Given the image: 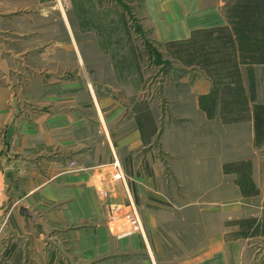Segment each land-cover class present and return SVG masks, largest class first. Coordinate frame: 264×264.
<instances>
[{
  "label": "crops",
  "instance_id": "crops-1",
  "mask_svg": "<svg viewBox=\"0 0 264 264\" xmlns=\"http://www.w3.org/2000/svg\"><path fill=\"white\" fill-rule=\"evenodd\" d=\"M227 2L30 0L10 21L0 0V49L11 33L15 53L0 56V264H151L137 260L138 235L109 226L91 184L114 161L129 208L153 230V264L172 255L158 232L166 210L200 242L184 264H264L246 226L252 208L264 212V64L241 67L249 107L230 122L200 66L147 76L134 48L133 21L165 46L230 26ZM238 219L244 228L229 230Z\"/></svg>",
  "mask_w": 264,
  "mask_h": 264
},
{
  "label": "rangeland",
  "instance_id": "rangeland-1",
  "mask_svg": "<svg viewBox=\"0 0 264 264\" xmlns=\"http://www.w3.org/2000/svg\"><path fill=\"white\" fill-rule=\"evenodd\" d=\"M29 1L30 0H6L7 19L11 21L13 20V16L20 14L19 11L15 10H25L29 8ZM233 1L234 0H228L226 9ZM132 18L133 17H131V20L133 21ZM132 24L135 27V36H137L139 39V41L134 45V48L139 51V54H141L143 58V67L146 70L147 76H182L185 74V70L181 67L190 65H198L202 69L200 63L201 57L198 56L196 45H191L187 41H183L162 46L161 44L156 43V41L154 40L150 27H148L149 29L146 27V32H144L141 28V25L136 24L135 21H133ZM6 35L7 37L8 35H10L11 37L6 41V49H0V56H5L6 62L9 64L15 58V53L12 50L13 48H10V46L14 42V35H12L11 33H7ZM17 51H20V48H17ZM32 51L40 53L43 50L39 49ZM161 51H163V53H161ZM163 62L164 66L159 69L158 65L163 64ZM205 74L207 75L206 72ZM149 87L150 86H148V88ZM254 87H256V83L254 77L251 76L252 93L250 95V98H253L255 96V94H253ZM145 88H147V86ZM68 170L74 173L80 172L81 165L77 164L75 161H71L68 166ZM100 170L102 169H97L96 171L98 172ZM116 173V170L112 169V173L109 174H102L97 176H94L93 174L92 179L94 181H92L91 184L96 189L97 196L99 197L100 202H102L103 204L104 212L106 214V219L108 220L109 226L115 231V233L120 236H129L133 234L138 235L145 246L146 254L142 253V258L141 256H139L137 260L146 259V255L150 254L151 264H153L152 259L155 258H152V248L154 250L157 249L156 242H154L153 240V230L149 226H147V224H145L141 215V209L137 208L136 205H132V209L129 208V206H131L129 204L131 202L129 201V199H127V197L129 198V194L122 190L121 187V184L124 182L125 178L121 174V172L120 174ZM244 185L245 188H251V186H253L252 183L246 181V178L243 186ZM252 192H254L253 189ZM113 198H121L127 200L126 207L128 209L124 207V205L118 206L115 203H112L111 199ZM256 207L257 206L252 208L251 213L248 214L249 218L246 220V226L249 227V231H247L248 235L252 237L249 243L252 245L251 249L253 250V254L255 253L257 260H263L264 212L262 213L261 209H257ZM166 211V214L162 216L160 215L159 217L160 228H158V232L162 234L160 243L163 247L166 248L165 250L167 252H170L172 255L159 257L157 259L160 260L161 264H177L180 261L184 264L186 258L181 255L183 250L192 249L200 242H197L193 239L195 236L193 231L190 230L189 233H183L184 231H188V228L180 223V221L175 220V217L169 214L168 211L170 210ZM131 220L134 221L131 222ZM244 221L245 219L231 221L229 224V230H241L242 228H244ZM217 223L218 219L214 218V225L217 226ZM120 259L123 260L126 258L120 257Z\"/></svg>",
  "mask_w": 264,
  "mask_h": 264
},
{
  "label": "trees",
  "instance_id": "trees-1",
  "mask_svg": "<svg viewBox=\"0 0 264 264\" xmlns=\"http://www.w3.org/2000/svg\"><path fill=\"white\" fill-rule=\"evenodd\" d=\"M226 14L230 26L195 32L187 42L197 46L202 69L213 80V95L222 96L223 117L235 122V113L249 107L240 95L241 67L264 64V0H234ZM256 110L262 113L264 107Z\"/></svg>",
  "mask_w": 264,
  "mask_h": 264
},
{
  "label": "built area",
  "instance_id": "built-area-1",
  "mask_svg": "<svg viewBox=\"0 0 264 264\" xmlns=\"http://www.w3.org/2000/svg\"><path fill=\"white\" fill-rule=\"evenodd\" d=\"M112 166H113V169L116 170V172H117L116 174H120L121 171H120V165H119V162H118V161H115V162L113 163ZM132 221H134V220H131V222H132Z\"/></svg>",
  "mask_w": 264,
  "mask_h": 264
}]
</instances>
